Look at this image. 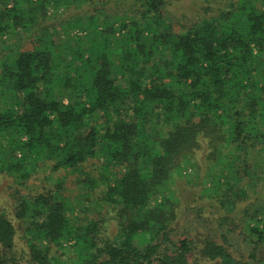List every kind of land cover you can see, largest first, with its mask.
Here are the masks:
<instances>
[{"label":"trees","instance_id":"16d2710c","mask_svg":"<svg viewBox=\"0 0 264 264\" xmlns=\"http://www.w3.org/2000/svg\"><path fill=\"white\" fill-rule=\"evenodd\" d=\"M172 2L0 0V48L26 36L0 55V174L17 185L0 264L20 262L17 220L30 264H264V200L241 204L264 186V0H201L183 22ZM38 170L50 187L29 184ZM177 174L217 201L204 232L176 229Z\"/></svg>","mask_w":264,"mask_h":264},{"label":"rangeland","instance_id":"374dc122","mask_svg":"<svg viewBox=\"0 0 264 264\" xmlns=\"http://www.w3.org/2000/svg\"><path fill=\"white\" fill-rule=\"evenodd\" d=\"M204 3L201 2V0H173V2L169 5V10L172 11L174 16L179 19L181 22L186 21L189 18H197L198 17V11L200 6L203 7ZM60 13L64 12V9L60 8L58 9ZM200 13H203V11H200ZM200 15V14H199ZM25 35L20 34L18 36L9 35L6 36V38H3L4 42L3 45L0 48V55L3 53H6L9 48L8 44L13 45L14 47L18 45V43H22L25 40ZM41 165V163H40ZM40 169L41 167H38L37 169ZM194 168H192L193 170ZM39 171V170H38ZM43 170L39 171V174H35V176L32 177V179L29 181V184H36L42 181L45 182L46 187H50L56 178L54 176L48 178V180L44 179L47 178L45 174L43 173ZM184 173V172H183ZM59 174L65 175V185L68 189V193L71 196H76L80 198L77 205L76 214L78 217L81 218L84 222L87 221L88 218H92V216H95V213L93 210H88L87 207L89 206V202H87L84 192L86 189V186L84 184H80L78 187V184L76 183L77 178L81 177V174H74L70 171H60ZM190 175V173H188ZM192 175V174H191ZM189 177V176H188ZM187 177V178H188ZM176 181L174 184V189L176 191V195L179 199V206H178V218L176 222V229L178 233L185 232L189 227H191V233L194 231H197L198 233L204 232L207 230V221L210 222L213 218V216L218 215V204L217 201H212L207 197L202 196L201 192V186L197 184H193L192 182H187L184 177H181V175H175ZM44 179V180H43ZM189 181V178L187 179ZM38 181V182H37ZM192 183V184H191ZM17 185L15 182H13V178L8 175H1L0 174V210H5L7 213H9V216L14 219V199L13 194L16 191ZM79 193V195H78ZM253 195L250 196L248 200L242 205H245L246 203L254 202V200L259 199V201L264 200V186L258 187V190H253ZM213 205H212V202ZM91 206V205H90ZM80 207H84L86 209L85 212L80 211ZM101 210V213L105 210H102L103 208H99ZM201 213V216L199 217V214ZM18 221V220H17ZM16 221V225L18 227V231L16 234V250L18 252L20 262L19 264H30L29 262V249L27 246V243L23 237V230L20 228L19 221ZM15 222V221H14ZM109 233L114 234L115 233V224L114 222H111L109 225ZM194 230V231H193Z\"/></svg>","mask_w":264,"mask_h":264}]
</instances>
